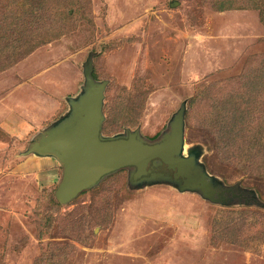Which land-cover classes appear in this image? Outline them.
Here are the masks:
<instances>
[{
  "label": "rangeland",
  "instance_id": "374dc122",
  "mask_svg": "<svg viewBox=\"0 0 264 264\" xmlns=\"http://www.w3.org/2000/svg\"><path fill=\"white\" fill-rule=\"evenodd\" d=\"M16 1L21 13L28 0ZM31 1L36 17L27 18L28 2L12 22L1 19L13 16L9 2L0 4V264H264V209L214 205L168 185L135 189L127 170L62 206L61 166L23 156L69 112L93 56L96 80L108 82L104 136L140 129L152 140L186 103V151H201L210 174L264 202V150L236 158L240 148L264 149V88L251 95L248 83L264 74L254 8L263 0ZM255 99L260 108L242 115L238 136L225 124L230 111Z\"/></svg>",
  "mask_w": 264,
  "mask_h": 264
},
{
  "label": "water",
  "instance_id": "95a60500",
  "mask_svg": "<svg viewBox=\"0 0 264 264\" xmlns=\"http://www.w3.org/2000/svg\"><path fill=\"white\" fill-rule=\"evenodd\" d=\"M93 56L84 66L81 93L69 98V112L36 136L23 156L55 160L62 169L55 197L67 206L105 179L127 170L133 188L168 185L180 193H194L219 206L241 205L264 209L253 190L228 186L210 174L201 151H186V103L157 139L145 138L140 129L104 136V101L107 81L94 76Z\"/></svg>",
  "mask_w": 264,
  "mask_h": 264
},
{
  "label": "trees",
  "instance_id": "16d2710c",
  "mask_svg": "<svg viewBox=\"0 0 264 264\" xmlns=\"http://www.w3.org/2000/svg\"><path fill=\"white\" fill-rule=\"evenodd\" d=\"M5 1H7V2H9V5H8V7L6 6V11L9 9V12H11V14L13 15V16H8L7 14H5V11L3 12V17L1 18L2 19V21H4V22H8L9 20L12 22V21H18L20 18H23V15H24V13H23V8H25V7H27V6H25V4H27L28 2H31V3H29L28 4V10H25L24 12H25V14H26V16H27V18H30L31 19V17H36V15L35 14H33V3H32V1L31 0H28L24 5L23 4H20L19 3V7L21 8V6H23L22 8H21V13H19V11H20V9H19V11L18 10H16V9H14V7L15 8H17V5H18V2L16 3H14V0H0V4L2 5V3L3 2H5ZM0 5V6H1ZM258 5H259V3H258ZM262 6H264V0L262 1V4H261V7ZM10 7V8H9ZM255 9H259L260 11H261V15H263V20H264V8H259V6H256V7H254ZM224 9H227L226 7H219L217 10L218 11H225ZM19 13V14H18ZM0 14H2V13H0ZM29 15H31V16H29ZM12 43H7V44H5L4 46H13V45H11ZM4 48H1L0 50H3ZM7 49H10L9 51H7V52H10L11 54H14V53H16V49H14V48H7ZM22 49V48H21ZM6 52H0V59H1V55H3V54H5ZM93 76H94V78L96 79V77H95V75L93 74ZM257 79H259L260 81H257ZM255 80V81H254ZM263 81V82H262ZM248 83H250V85H251V87H252V89H251V95H254V93L253 92H255V91H261V90H263V88H264V74L261 76H256V77H254V79H252V78H249V80H248ZM249 96V97H252V96ZM256 100V99H255ZM248 101V100H247ZM259 101L260 100H258V102H257V100H256V102L257 103H253L252 102V100H249L248 101V103L246 102V104H247V110L245 109V111H239V113L238 114H236V112L238 111V109H236V110H234V112L233 111H230V115L232 116V118H231V122L230 123H225L226 125H230L231 127H233L234 128V130L235 129H237L236 131H238L237 132V134L236 135H240V133L242 132H245V128H244V125H245V118L242 116V115H247V117L250 115V114H254L255 115V112H256V110H257V108H260V104H259ZM227 112H228V110H227ZM226 112V114L228 115V113ZM243 118H244V120H243ZM262 120V119H261ZM242 122V123H241ZM241 123V124H240ZM242 124H243V126H242ZM262 125L263 126H261V128L263 129V131H264V119L262 120ZM246 128H248V127H246ZM231 129V128H230ZM258 134L256 133L253 137H252V139L253 140H257L258 139V136H257ZM159 137V135H157L154 139H152V140H155V139H157ZM235 139H232V145L234 144V141ZM258 141V140H257ZM256 141V142H257ZM235 145V144H234ZM260 147V146H259ZM263 147V146H262ZM238 149H239V147H238ZM241 149L242 148H240L239 149V153H237L238 154V156H236V158L237 159H239V157L241 158V159H246V155H245V153L247 152L248 154H249V156L251 157V156H254V157H256V156H259L262 152H263V150L264 149H259L258 148V146H257V148L256 147H252V149H249V150H245V151H241ZM257 151V152H256ZM240 154H242V156H240ZM85 194V193H84ZM83 195V194H82Z\"/></svg>",
  "mask_w": 264,
  "mask_h": 264
},
{
  "label": "crops",
  "instance_id": "0c3cea01",
  "mask_svg": "<svg viewBox=\"0 0 264 264\" xmlns=\"http://www.w3.org/2000/svg\"><path fill=\"white\" fill-rule=\"evenodd\" d=\"M51 160H53V159H51ZM55 161V160H54Z\"/></svg>",
  "mask_w": 264,
  "mask_h": 264
}]
</instances>
